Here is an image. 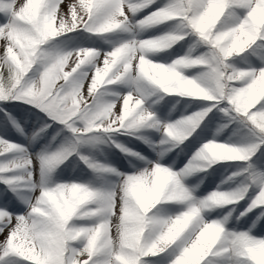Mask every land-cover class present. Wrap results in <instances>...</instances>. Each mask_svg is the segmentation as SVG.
<instances>
[{
    "label": "snow or ice",
    "instance_id": "snow-or-ice-1",
    "mask_svg": "<svg viewBox=\"0 0 264 264\" xmlns=\"http://www.w3.org/2000/svg\"><path fill=\"white\" fill-rule=\"evenodd\" d=\"M0 264H264V0H0Z\"/></svg>",
    "mask_w": 264,
    "mask_h": 264
}]
</instances>
